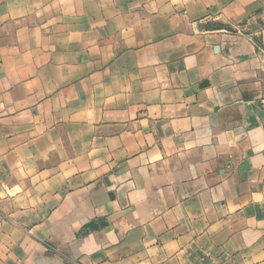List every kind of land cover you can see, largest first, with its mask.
<instances>
[{"label": "crops", "instance_id": "0c3cea01", "mask_svg": "<svg viewBox=\"0 0 264 264\" xmlns=\"http://www.w3.org/2000/svg\"><path fill=\"white\" fill-rule=\"evenodd\" d=\"M264 0H0V264H264Z\"/></svg>", "mask_w": 264, "mask_h": 264}, {"label": "built area", "instance_id": "2783aa9c", "mask_svg": "<svg viewBox=\"0 0 264 264\" xmlns=\"http://www.w3.org/2000/svg\"><path fill=\"white\" fill-rule=\"evenodd\" d=\"M260 89L257 96L259 104L264 108V77L259 81Z\"/></svg>", "mask_w": 264, "mask_h": 264}]
</instances>
